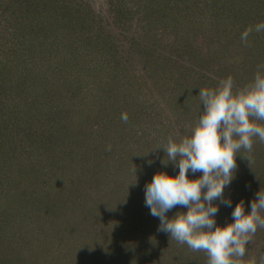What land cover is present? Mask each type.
<instances>
[{"label": "rangeland", "instance_id": "rangeland-1", "mask_svg": "<svg viewBox=\"0 0 264 264\" xmlns=\"http://www.w3.org/2000/svg\"><path fill=\"white\" fill-rule=\"evenodd\" d=\"M259 22L264 0H0V264H207L158 231L145 185L178 174L158 147L195 126L200 88L264 65V31L241 41ZM236 162L220 226L264 190V143ZM246 247L254 264L264 229Z\"/></svg>", "mask_w": 264, "mask_h": 264}, {"label": "clouds", "instance_id": "clouds-1", "mask_svg": "<svg viewBox=\"0 0 264 264\" xmlns=\"http://www.w3.org/2000/svg\"><path fill=\"white\" fill-rule=\"evenodd\" d=\"M264 31V22L249 26L241 34L248 37ZM264 65L257 67L254 79L237 88L229 75L218 80L215 87L200 88L198 97L203 105L202 115L187 135L169 136L162 148L167 160L178 166V174L158 171L145 185V206L159 219L158 231L169 234L170 240L187 245L192 251H203L207 264H241L258 229H264V190L256 193L251 210L244 202L236 204L233 222L217 225L219 205L231 206L224 190L234 179L238 168L236 157L251 163L256 138L264 143ZM121 120L128 122L126 114ZM157 148V149H158ZM202 173L195 179L189 178ZM177 206L171 218L167 213ZM254 264H264V254Z\"/></svg>", "mask_w": 264, "mask_h": 264}]
</instances>
